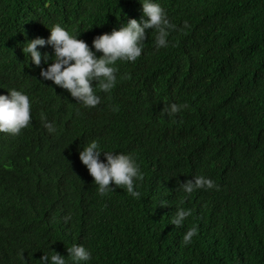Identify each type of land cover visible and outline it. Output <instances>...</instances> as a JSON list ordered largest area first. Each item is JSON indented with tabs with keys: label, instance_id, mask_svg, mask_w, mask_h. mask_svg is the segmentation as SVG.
I'll list each match as a JSON object with an SVG mask.
<instances>
[{
	"label": "trees",
	"instance_id": "trees-1",
	"mask_svg": "<svg viewBox=\"0 0 264 264\" xmlns=\"http://www.w3.org/2000/svg\"><path fill=\"white\" fill-rule=\"evenodd\" d=\"M160 3L177 25L169 45L157 49L147 29L141 56L118 60L116 86L87 108L43 79L52 61L36 65L23 45L61 23L94 47L97 34L139 20L141 0H0V93L15 87L32 99L30 124L0 132V264H40L73 242L92 250L82 264H264V0ZM172 101L188 107L168 115ZM92 139L136 157L140 197L97 191L79 156ZM196 175L219 188L184 199L179 182ZM177 206L193 209L180 227Z\"/></svg>",
	"mask_w": 264,
	"mask_h": 264
},
{
	"label": "clouds",
	"instance_id": "clouds-1",
	"mask_svg": "<svg viewBox=\"0 0 264 264\" xmlns=\"http://www.w3.org/2000/svg\"><path fill=\"white\" fill-rule=\"evenodd\" d=\"M143 15L139 20L130 17L120 27L97 34L90 46L80 38V32L69 30L61 23L50 27V35L45 38L36 36L23 45L25 56L36 65H41L42 57L47 66L40 67V76L49 79L66 88L71 95L87 108L96 106L101 101L99 91L110 93L116 86L117 61H135L142 54L144 42L148 35L147 29L155 30L154 44L157 49L169 45V35L177 25L172 22L160 0H141ZM188 26L189 21L185 20ZM87 29V28H86ZM52 45L53 53H42L38 45ZM100 52V55H97ZM97 81L93 84L92 81ZM4 87V86H3ZM7 88V87H6ZM6 93H0V132L18 135L32 121V99L30 95L19 88H7ZM187 103L170 102L162 109L168 115L180 113L187 108ZM44 126L55 131V124L45 115L41 116ZM106 159L101 158V154ZM81 161L87 166L97 191L104 195L115 187H123L133 197H140L139 182L143 180L144 172L140 163L132 153L105 149L97 139H92L79 152ZM112 182V183H110ZM181 190L188 195L201 188H219L217 182L210 176L196 175L194 179L179 182ZM160 204H168L161 200ZM193 212L190 207L177 206L171 222L176 227L183 226L185 219ZM65 222L71 220V214L64 217ZM198 227L193 224L182 235V243L192 242ZM53 249V248H52ZM24 250L20 255L24 256ZM93 259L92 250L83 243L73 242L67 246V255L53 249L49 254L43 252L39 258L40 264H82Z\"/></svg>",
	"mask_w": 264,
	"mask_h": 264
}]
</instances>
